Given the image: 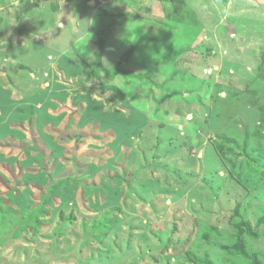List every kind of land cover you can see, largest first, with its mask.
I'll use <instances>...</instances> for the list:
<instances>
[{
	"label": "rangeland",
	"instance_id": "obj_1",
	"mask_svg": "<svg viewBox=\"0 0 264 264\" xmlns=\"http://www.w3.org/2000/svg\"><path fill=\"white\" fill-rule=\"evenodd\" d=\"M0 264H264V0H0Z\"/></svg>",
	"mask_w": 264,
	"mask_h": 264
},
{
	"label": "trees",
	"instance_id": "obj_2",
	"mask_svg": "<svg viewBox=\"0 0 264 264\" xmlns=\"http://www.w3.org/2000/svg\"><path fill=\"white\" fill-rule=\"evenodd\" d=\"M174 2H177V0H174ZM262 221H259V223H261ZM245 226H247L248 228V232L252 235H255L257 236V233L252 229L251 225L249 222H244ZM259 225V224H258ZM245 231L244 228H240V233H239V246H240V250L241 252L246 255L247 257H249V253H247V249H246V246H245V242L244 240L242 239V236L247 232Z\"/></svg>",
	"mask_w": 264,
	"mask_h": 264
}]
</instances>
